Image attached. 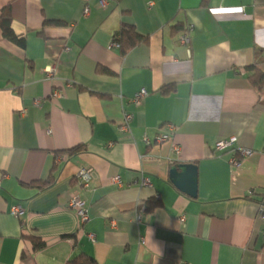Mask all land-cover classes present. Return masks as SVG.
Here are the masks:
<instances>
[{
  "label": "crops",
  "instance_id": "obj_1",
  "mask_svg": "<svg viewBox=\"0 0 264 264\" xmlns=\"http://www.w3.org/2000/svg\"><path fill=\"white\" fill-rule=\"evenodd\" d=\"M100 2L0 0V264H264V0ZM124 26L141 39L122 54Z\"/></svg>",
  "mask_w": 264,
  "mask_h": 264
},
{
  "label": "built area",
  "instance_id": "obj_2",
  "mask_svg": "<svg viewBox=\"0 0 264 264\" xmlns=\"http://www.w3.org/2000/svg\"><path fill=\"white\" fill-rule=\"evenodd\" d=\"M107 0H101V5L102 7L105 6ZM191 27L187 28L185 32L182 33L181 35V38H180V44L181 45H189L190 43V36H189V33L191 32ZM111 47H116L118 48L119 45L117 44L116 41H113V43L111 44ZM53 72H54V69H51L49 68L48 70H46V74L48 76H52L53 75ZM146 95V92L145 91H140L139 93H137L134 98L132 99L133 102H137L141 97L145 96ZM37 104V103H35ZM123 124L121 126V129L123 131H126L128 130V125H129V122L131 120V117L127 114H124L123 115ZM167 140V137L164 135V136H161V137H157L156 138V142H161V141H165ZM234 139H231L229 141H225V142H219L216 144L215 146V149L217 151H224L226 150L230 145H232L234 143ZM144 142H147V140H144ZM251 152L248 151V150H240L238 151V154L241 155V156H247L249 155ZM232 165L233 166H237L238 165V160L237 159H232L231 161ZM76 179L79 181V185L82 189H88L90 188V182L92 180V174L90 171L88 170H84V169H81L77 172L76 174ZM147 184V182H145ZM70 207L71 209H73L76 214L79 216V218L81 219L82 222H85L86 220H88L89 216H88V210L86 209L85 207V203L84 201L80 200L79 197L76 196V198H73L71 201H70ZM12 213L13 214H20L19 210L17 209H14L12 210ZM260 213L262 214V217L264 219V209H261L260 210ZM182 222H183V217H181L180 219Z\"/></svg>",
  "mask_w": 264,
  "mask_h": 264
},
{
  "label": "trees",
  "instance_id": "obj_3",
  "mask_svg": "<svg viewBox=\"0 0 264 264\" xmlns=\"http://www.w3.org/2000/svg\"><path fill=\"white\" fill-rule=\"evenodd\" d=\"M9 15L6 9H4L0 16V27L4 31L6 35L12 40H16L12 33L9 31V28L6 26L8 23ZM172 31L174 33H177L179 31H184V28L181 25H176L172 27ZM140 37L136 34L135 30L131 26H124L120 29L118 32V36H116L113 40L117 42L119 45V49L122 54H125L127 51H129L132 47L136 46V44L140 43ZM255 71V74L251 77L250 81L252 82L253 86L255 88H261L264 85V73L257 69L256 67L253 68ZM79 151V148L76 149ZM54 183L53 176H50L46 181L43 183H37L33 184L32 186L38 188L40 191H43L50 187ZM149 207L152 208V205L149 204ZM34 243L33 249H40L43 247L44 244L42 242H37V240L33 239L31 240ZM67 264H96L94 260L87 256H79L75 259H73L70 262H67Z\"/></svg>",
  "mask_w": 264,
  "mask_h": 264
},
{
  "label": "water",
  "instance_id": "obj_4",
  "mask_svg": "<svg viewBox=\"0 0 264 264\" xmlns=\"http://www.w3.org/2000/svg\"><path fill=\"white\" fill-rule=\"evenodd\" d=\"M180 171V172H178ZM171 182L181 191L187 192L192 197L196 191V168L192 165H180L170 171ZM185 181L189 183L185 186Z\"/></svg>",
  "mask_w": 264,
  "mask_h": 264
}]
</instances>
